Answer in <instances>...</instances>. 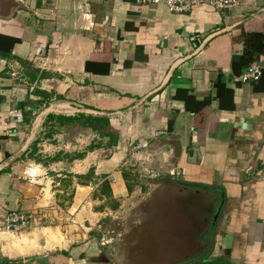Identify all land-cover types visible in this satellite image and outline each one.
<instances>
[{
	"label": "crops",
	"instance_id": "obj_1",
	"mask_svg": "<svg viewBox=\"0 0 264 264\" xmlns=\"http://www.w3.org/2000/svg\"><path fill=\"white\" fill-rule=\"evenodd\" d=\"M236 8L170 14L135 0H0V36L19 41L9 56V41L0 39V217L47 206L40 198L46 179L73 184L69 202L79 207L94 189L78 177L91 169L116 180L113 195L122 197L120 170L132 158L129 166L148 178L174 173L171 181L201 188L219 204L212 234L192 229L187 239L177 235L176 247H207L200 264H264V92L232 68L233 56L245 52L242 33L264 34V0ZM87 62L110 63L109 74L86 70ZM219 74L226 85L218 90ZM178 90L194 100H177ZM80 114L109 118L105 132L118 135L117 145L53 118ZM105 146L109 156L98 161ZM72 240L36 253L11 239L0 264H117Z\"/></svg>",
	"mask_w": 264,
	"mask_h": 264
},
{
	"label": "rangeland",
	"instance_id": "obj_2",
	"mask_svg": "<svg viewBox=\"0 0 264 264\" xmlns=\"http://www.w3.org/2000/svg\"><path fill=\"white\" fill-rule=\"evenodd\" d=\"M67 111L69 110L67 109ZM75 131L77 132V130ZM69 132L73 135L74 131ZM84 135L85 133L78 145V149L81 147L82 151L85 150L89 141V138ZM72 147L73 145L69 149L72 150ZM105 148L103 154L95 155L98 161L109 156L110 151L107 150V146ZM38 159L36 158L34 162L38 163ZM131 159L120 171L129 173L128 182L132 191L127 190V182L124 180L125 195L114 197V200H102L96 196L97 192L95 191L98 188L96 183L100 184L103 180L102 176H104L101 171L98 176H95L94 172L93 179L81 180L83 183H92L94 192L91 200L79 207H77L79 202L74 205V202H69L73 198V191H75L73 184L67 185L62 182L57 186L58 179L55 178L53 184L51 183L52 179H46L41 188L47 191H43L40 198L42 204L48 205L31 212L29 210L21 211L22 214L32 216L25 227H20L17 230L9 229L5 220L10 213L8 211L5 212L6 215L0 217V248L5 250L4 254L9 255L6 248H8L11 239H16L17 247H21L22 250L32 252L34 248H37L36 253L45 252L44 246L52 247L50 244H54L53 242L61 243L63 239L64 242L75 239V243L79 242L76 247L86 249L85 254H89L87 245L91 244L94 250L96 248L104 257L117 264L197 263L200 257L190 254L188 244L181 243V248V244L176 247L177 235L180 238L182 236L180 234L184 235L194 229L179 206L180 198L182 197L183 200L186 197L183 193L185 191H181L184 187L176 186L175 182L171 181L175 176L169 173L164 175L165 178H148V174L142 172L140 166L133 168L129 166ZM60 174L62 175L60 179H62L65 172ZM108 180L111 185L117 182L113 178ZM65 181L71 180L66 178ZM56 190L63 191V194H59L61 195L60 199L53 195V191ZM117 202L120 206L117 210H113L112 208ZM93 213L95 215H92ZM45 227H51V229L45 230ZM200 230L203 231L202 228ZM12 231L19 232V234L9 233ZM12 251L9 252L12 253ZM190 258L193 259L190 260Z\"/></svg>",
	"mask_w": 264,
	"mask_h": 264
},
{
	"label": "trees",
	"instance_id": "obj_3",
	"mask_svg": "<svg viewBox=\"0 0 264 264\" xmlns=\"http://www.w3.org/2000/svg\"><path fill=\"white\" fill-rule=\"evenodd\" d=\"M244 45H245V52L242 56H233L232 59V68H233V74L234 76H240L243 69L245 70L247 67L257 64V63H264L261 61V56H264V34L262 33H242ZM0 39H6L9 41V46L5 50L7 54L10 56L11 48L19 42L18 40L14 38H5L4 36H0ZM98 66V68H92V67ZM86 70H91L96 72V74H109L110 71V63H103V62H87L86 63ZM225 79L222 74H219L217 79L214 82V87L216 89H221L222 87H225ZM254 91L255 92H264V68L261 71V77L260 79L254 83ZM175 98L177 100H183L188 103L190 100H194L191 95H189V92L186 90H178ZM55 118L59 123H65L66 125H75L79 124L83 128H87L92 130L93 132L99 133V135L106 137H109V147H113L117 145L118 135L112 132H105V129L110 126V119L107 117H101V116H93V115H84L80 114L75 117H53ZM172 121L169 122V129L172 128ZM97 146L92 145L89 150L95 149ZM82 157V156H80ZM92 175H94V169H91L89 173L85 176H79L80 184L81 185H87V183L81 182L82 179L85 178H92ZM123 180H125L126 188L129 192L132 191L131 185H129V179L130 175L127 172H122ZM102 182L100 184L96 183L98 185L97 188V197L108 200H114L113 190L111 182L108 180L107 175L102 176ZM115 202V201H114ZM120 204L117 202L113 206V210H117L119 208ZM103 209V207H102ZM199 257H202L200 255H196ZM201 259V258H200ZM222 259L219 258V260H215L216 262H220ZM223 261V260H222Z\"/></svg>",
	"mask_w": 264,
	"mask_h": 264
},
{
	"label": "built area",
	"instance_id": "obj_4",
	"mask_svg": "<svg viewBox=\"0 0 264 264\" xmlns=\"http://www.w3.org/2000/svg\"><path fill=\"white\" fill-rule=\"evenodd\" d=\"M139 5L158 7L163 6L170 14H186L190 13L194 9L209 7L217 12L231 11L239 6L241 0H135ZM264 68L262 64H253L247 67L239 76V81L243 84L257 82L261 77V71ZM163 133H156L158 137ZM147 143L138 145L134 148L138 152L141 148H146ZM171 175H175L172 173ZM32 216H27L17 211H13L8 214L5 219L8 228L19 229L25 227Z\"/></svg>",
	"mask_w": 264,
	"mask_h": 264
},
{
	"label": "water",
	"instance_id": "obj_5",
	"mask_svg": "<svg viewBox=\"0 0 264 264\" xmlns=\"http://www.w3.org/2000/svg\"><path fill=\"white\" fill-rule=\"evenodd\" d=\"M259 13L260 12L255 13L254 15H252V17L258 15ZM176 186L184 187L181 191H185L183 193L186 195V197L185 198L183 197L184 198L183 200L182 197L180 198L179 206L182 208V211L186 215V218L189 219L194 230L196 229L195 231H200L201 233L202 232L200 230L201 227L206 226L208 228L210 224L213 228L212 229L213 232L215 228V224L219 217V212L221 210L219 209L218 213H215L216 201L209 202L208 201L209 193L205 191L203 192V189L201 188H197L187 184H181V185L176 184ZM204 196L207 197V202H206L207 205L201 204V199Z\"/></svg>",
	"mask_w": 264,
	"mask_h": 264
},
{
	"label": "flooded vegetation",
	"instance_id": "obj_6",
	"mask_svg": "<svg viewBox=\"0 0 264 264\" xmlns=\"http://www.w3.org/2000/svg\"><path fill=\"white\" fill-rule=\"evenodd\" d=\"M210 202V201H209ZM201 204H206L205 202H201ZM207 205V204H206ZM216 207H217V209L215 210V213L218 211V209H219V204L218 205H216ZM210 228H211V225L209 224V226H208V228L206 229L207 230V236H210V233H211V230H210ZM184 235H186L185 233H184ZM184 235H182V237L181 238H186L187 239V235L186 236H184ZM189 237H192L193 238V235H189ZM206 237V236H205ZM188 250H190V254L191 255H197V254H199L200 255V253H203V254H201L200 256H203V255H205V254H207V247H203V246H201L200 244L198 245H196V244H194V248H190V249H188ZM189 256V255H188ZM195 256H193V257H195ZM176 257H177V254H176ZM192 258H190V260H191ZM201 260V259H200ZM200 260H198L197 261V263L198 264H200L201 262H200ZM200 262V263H199ZM182 264H185V262L184 263H182Z\"/></svg>",
	"mask_w": 264,
	"mask_h": 264
}]
</instances>
